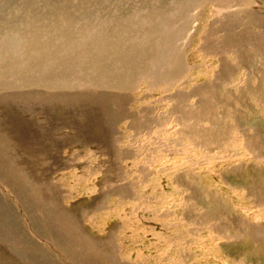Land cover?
<instances>
[{
	"label": "rangeland",
	"instance_id": "obj_1",
	"mask_svg": "<svg viewBox=\"0 0 264 264\" xmlns=\"http://www.w3.org/2000/svg\"><path fill=\"white\" fill-rule=\"evenodd\" d=\"M92 1L0 0L39 65L113 10L123 50L99 85L36 83L22 42L24 78L0 72V264H264V0Z\"/></svg>",
	"mask_w": 264,
	"mask_h": 264
},
{
	"label": "bare ground",
	"instance_id": "obj_2",
	"mask_svg": "<svg viewBox=\"0 0 264 264\" xmlns=\"http://www.w3.org/2000/svg\"><path fill=\"white\" fill-rule=\"evenodd\" d=\"M73 1V0H72ZM92 1V0H91ZM94 3L96 2L95 0H93ZM92 1V2H93ZM102 1V0H101ZM104 2V0H103ZM73 3V2H71ZM71 3L69 5V7H71ZM98 3L101 4V2L98 0ZM96 3V4H98ZM1 4V3H0ZM69 4V2H68ZM75 4V3H73ZM87 4V3H86ZM103 4V3H102ZM77 5V4H75ZM66 7V6H65ZM78 7V5H77ZM88 7V6H87ZM86 7V8H87ZM68 8V7H67ZM83 8V6L81 7ZM66 9V8H64ZM70 9V8H68ZM80 8H78L79 10ZM17 10V9H16ZM35 10V9H34ZM50 10V9H49ZM58 10V9H57ZM82 10V9H81ZM24 11V9H23ZM63 11V10H62ZM67 11V10H65ZM72 11V10H71ZM74 11V9H73ZM71 12L70 11L66 12L65 15L67 16L68 19H66L67 22H71L73 21L74 18H77L80 16H77L78 13L76 14L75 12ZM85 11V10H84ZM83 11V12H84ZM93 11V10H92ZM151 11V10H150ZM149 11V12H150ZM18 12V11H17ZM22 12V11H21ZM26 12V11H25ZM77 12V11H76ZM80 12V11H79ZM87 12V11H86ZM85 14H88L86 13ZM112 12V11H111ZM14 13V11H13ZM74 13V15H73ZM3 14H5L3 12ZM18 14V13H17ZM114 14H116V12H113L110 13L108 16H101L102 14L98 13V14H95V18L93 19L94 21H96L92 27H91V30H89V25L88 27H85L83 29H81L80 33L78 32V29H72L71 31L68 30L67 28L69 27V24L68 26L67 25H64V26H67V28L64 27V30H63V33H64V38L67 39V41L69 40V42H67V44L63 47H60V49L58 51H55V52H52V55H51V59L49 62L45 63V67L42 66V65H39L37 64V61L38 59L36 60V57L33 56L31 53H30V47L29 45H32V50L33 51H37V53H39L40 55H42L47 47H48V44H43V45H38V40H40L41 38L39 37H35V36H38L37 33H32L33 35H29V34H23L21 31L19 30H15V29H12V28H15L18 24L20 23H28L27 21H30L31 23H33V20L35 18V15L32 16V19L31 17L27 16V14L25 15H22V17H18L16 19L18 20H21L19 23L17 22H13V21H8L7 22H4L3 25L1 27H3L1 30H0V57L4 58V59H9L11 58L13 52H16L17 53V44L22 42L24 44V51L26 52L25 54L29 55L30 57H33L35 58L36 62H33V63H36L35 65L32 64L39 72H40V75L37 77V80L35 81L37 83V81H41L43 83H47V86H49V89L50 87L52 89L55 88V91H57L56 89H65L66 86H68L69 88L74 85L72 83L73 82V79L74 78H81L82 80L86 79V81H89V83H94V84H102L103 81L106 79L107 80V74L105 75V67L107 66V58L111 55V54H115V56L117 55H120V54H123L121 53L123 50L120 48V47H115V49L108 55H104V53L102 52V49L100 47V44H104L105 42V34L106 32L103 31V29L105 28H109V24L114 21L115 24L113 25L114 27L113 28H117L120 24L121 19L118 18L117 16H115ZM167 14V13H166ZM172 14V13H171ZM10 14H7V17H5L6 19L8 18ZM83 16V13L81 14ZM81 16V17H82ZM88 16H90L88 14ZM159 16V15H158ZM109 17H113V18H109ZM145 16H141V18H143ZM80 18V17H79ZM88 18V17H87ZM86 18V19H87ZM15 20V19H14ZM17 20V21H18ZM82 20V19H81ZM81 20H77V21H81ZM53 21V20H52ZM89 21V20H88ZM91 21V19H90ZM51 22V21H50ZM48 22V24L50 23ZM54 22V21H53ZM52 22V24H53ZM55 23V22H54ZM65 23V22H64ZM86 23V22H85ZM84 23V24H85ZM113 23V22H112ZM52 24H50V26H52ZM63 24V22H62ZM82 24V23H81ZM80 24V25H81ZM32 25V24H31ZM79 25V24H78ZM25 27H27L26 25H24ZM71 26V25H70ZM73 26V25H72ZM84 26V25H83ZM19 27V26H17ZM74 27V26H73ZM80 27V26H79ZM78 28V27H77ZM27 29V28H25ZM156 29L157 30H161V31H165L162 27L160 26H153V30L152 31H155L156 32ZM74 30L79 33L78 35H75L76 32H74ZM31 33V31H30ZM127 37L128 38V34L125 33L124 36H123V39ZM168 35H166V37L164 38H167ZM110 40V42L113 44V45H119V43L117 42L116 40V37L114 36H111L108 38ZM120 40V39H119ZM125 40V39H124ZM162 40V39H161ZM233 41V40H232ZM237 41V40H236ZM239 41V40H238ZM231 43V42H230ZM235 43V42H234ZM233 43V44H234ZM22 44V45H23ZM232 44V43H231ZM167 45V43H166ZM235 46V45H234ZM243 46V45H242ZM247 47V46H246ZM244 49V48H243ZM54 51V50H53ZM160 51V50H159ZM177 51V49H176ZM72 54L69 56V57H65V53H71ZM161 52V51H160ZM173 55H174V51L172 52ZM21 54V52H20ZM169 52L167 54H162L161 52V56H159L157 58V62H158V66H164L165 64L169 63V59H171L173 57V55H170L171 57L168 59L167 56H168ZM18 54H16L17 56ZM26 55V56H27ZM21 56V55H20ZM91 56H94V57H91ZM133 57V56H131ZM131 57H127L125 62H124V59L123 61H121L119 64L118 63H115V65L119 66V69L120 70V73L118 74V76H120V74H122V76L124 77L125 73L127 71L126 68L127 66H129V61ZM20 58V57H19ZM22 58V57H21ZM24 58V57H23ZM22 58V59H23ZM26 59V58H25ZM24 59V60H25ZM135 59V58H134ZM139 59V58H138ZM133 60V59H132ZM136 60V59H135ZM134 60V61H135ZM7 61V60H6ZM110 61V60H109ZM137 62V61H136ZM29 61H25V62H16V61H8V62H3V61H0V72H2V75L3 73H7L8 74H12L11 77L13 78H24L22 73L25 72V68L26 66L28 65ZM31 63V61H30ZM29 63V64H30ZM131 64V63H130ZM133 64V63H132ZM31 65V64H30ZM140 65V63H139ZM29 66V65H28ZM133 66V65H132ZM180 66V65H179ZM53 72L52 74V79H48L45 75H44V72L47 70V68ZM111 67V66H110ZM137 67V66H136ZM91 68V71H95L97 75L93 76L91 75L90 73V76L88 75H82L83 72H87V69H90ZM162 68V67H161ZM107 69V67H106ZM130 69V68H129ZM110 70V69H109ZM112 70V68H111ZM136 70V69H135ZM31 71V70H30ZM132 72V70H130ZM146 71V70H145ZM148 71V70H147ZM178 71V69H177ZM33 72V71H32ZM112 72V71H111ZM118 73V71H116ZM140 72V71H139ZM149 72V71H148ZM147 72V73H148ZM28 73V72H27ZM27 73H24V76L25 74ZM35 73V72H34ZM136 73V72H135ZM145 73V72H144ZM146 73V74H147ZM150 73V72H149ZM38 74V73H36ZM89 74V73H88ZM115 74V73H114ZM124 74V75H123ZM130 74V73H128ZM132 74V73H131ZM130 74V75H131ZM137 74V73H136ZM155 74V73H153ZM219 74V73H218ZM253 74V73H252ZM1 75V74H0ZM1 75V76H2ZM112 76V74H110ZM220 75V74H219ZM0 76V77H1ZM27 76V75H26ZM28 76H30L28 74ZM36 76V75H35ZM117 76L114 75V77ZM121 76V79H117V84H123L124 81H128V80H124L123 81V78ZM134 76V75H133ZM3 77V76H2ZM2 77H1V80H2ZM113 77V78H114ZM126 77V76H125ZM127 77L130 78L129 75H127ZM254 77V76H253ZM133 78V77H132ZM131 78V79H132ZM139 78V77H138ZM222 78V77H221ZM28 79V78H27ZM71 79V81H70ZM13 80V79H12ZM75 80V79H74ZM79 80V79H78ZM115 80V79H114ZM140 80V79H139ZM16 81V80H15ZM29 81V80H28ZM32 81V80H31ZM67 81H70L68 85V82ZM77 81V80H76ZM109 81L112 82V79H109ZM85 82V80L83 81ZM82 82V84H79V85H83L84 83ZM116 82V81H115ZM154 82V81H153ZM153 82H150V83H153ZM159 82V81H158ZM248 82V81H247ZM30 83V82H28ZM41 83V82H40ZM42 83V84H43ZM78 83H81L78 81ZM113 83V82H112ZM125 83V82H124ZM134 83H137V80L136 82ZM257 83V82H256ZM18 84V83H17ZM16 84V85H17ZM26 83H24L25 85ZM31 84H34L31 82ZM114 84V83H113ZM112 84V85H113ZM155 84V83H153ZM168 84V83H167ZM9 85V84H8ZM14 85V84H13ZM15 85V86H16ZM86 85V83L84 84ZM83 85V86H84ZM90 85V84H89ZM92 85V84H91ZM110 85V84H109ZM110 85V86H112ZM139 85V84H137ZM152 85V84H151ZM19 86V85H18ZM22 86V85H21ZM41 88L43 87V85H40ZM46 86V88H47ZM106 86V85H105ZM135 86V84H134ZM155 86V85H154ZM64 87V88H62ZM92 87V86H91ZM104 87V86H103ZM121 87V86H120ZM20 88V86H19ZM45 88V89H46ZM72 88V87H71ZM77 88V87H76ZM94 88V87H93ZM96 88V87H95ZM101 88V87H100ZM106 88V87H105ZM132 88V87H131ZM139 88V87H138ZM152 88V87H151ZM257 88V87H256ZM37 89V88H36ZM47 89V90H49ZM83 90V89H82ZM116 90V89H115ZM118 90V89H117ZM120 90V88H119ZM260 90V89H259ZM263 90V89H262ZM14 91V90H13ZM69 91V90H68ZM84 91V90H83ZM168 91V90H167ZM23 92V91H22ZM21 92V93H22ZM63 92V91H62ZM66 92V91H65ZM80 92V91H79ZM87 92V91H86ZM94 92V91H93ZM52 93V92H51ZM67 93V92H66ZM88 93V92H87ZM264 93V92H263ZM14 94V93H13ZM12 94V95H13ZM25 94V93H24ZM96 94V93H95ZM3 95V94H1ZM91 95V94H90ZM165 95V94H164ZM89 96V95H88ZM211 97V96H210ZM1 98V97H0ZM67 98V97H66ZM91 98V97H90ZM13 99V98H12ZM62 99V98H61ZM139 99V98H138ZM202 102V101H201ZM166 104V103H165ZM200 104V103H199ZM204 104V103H203ZM161 105V104H160ZM112 106V105H111ZM5 108V107H4ZM182 110V109H181ZM201 110V109H200ZM188 112V111H187ZM192 112V110H191ZM189 114V113H188ZM195 114V113H194ZM202 114V113H201ZM198 115V114H197ZM44 118V117H43ZM70 118V117H69ZM64 119L66 120V118L64 117ZM142 119V118H141ZM17 120V119H16ZM79 121V120H78ZM83 123V122H82ZM25 124V123H24ZM35 125V124H34ZM140 125V124H139ZM199 125V124H198ZM73 126V125H72ZM165 126V125H164ZM83 127V126H82ZM46 128V127H45ZM65 129V128H64ZM165 129V128H164ZM257 129V128H256ZM221 130V129H220ZM84 131V130H83ZM193 131V130H192ZM196 131V130H195ZM201 131V130H200ZM222 131V130H221ZM94 132V131H93ZM220 132V131H219ZM95 133V132H94ZM199 133V132H198ZM98 134V133H97ZM109 134V133H108ZM195 134V133H194ZM200 134V133H199ZM220 134V133H219ZM222 134V133H221ZM88 135V134H87ZM106 135V134H105ZM57 136V135H55ZM90 137V136H89ZM122 137V136H121ZM206 139V136H204ZM203 139V140H204ZM75 140V139H74ZM53 145V144H52ZM51 145V146H52ZM63 145V144H62ZM115 147V146H114ZM119 147V146H118ZM8 149V148H7ZM104 149V148H103ZM95 151V150H94ZM29 153V152H28ZM38 157V156H37ZM90 159V158H89ZM93 160V159H92ZM9 161V160H8ZM53 161V160H52ZM92 162V161H91ZM28 163V162H27ZM47 163V162H46ZM70 164V163H69ZM35 165H37L35 163ZM34 165V166H35ZM47 165V164H46ZM59 167V166H58ZM111 169V168H110ZM45 172V171H44ZM47 173V172H46ZM97 173V172H96ZM35 174V173H34ZM10 175V174H9ZM50 177V176H49ZM52 177V176H51ZM264 188V187H263ZM58 189V188H57ZM9 190V189H8ZM57 193V192H56ZM54 195V194H53ZM248 228V227H247ZM250 228V227H249ZM252 229V228H250ZM251 231V230H250ZM249 234V233H248ZM93 248V247H92ZM99 251V250H98ZM100 254V252H99ZM102 254V253H101ZM98 260V259H97Z\"/></svg>",
	"mask_w": 264,
	"mask_h": 264
}]
</instances>
